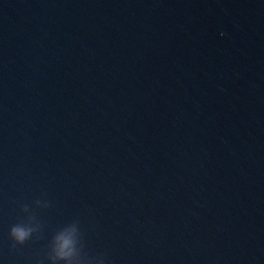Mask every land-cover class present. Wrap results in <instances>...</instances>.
<instances>
[{
    "label": "water",
    "instance_id": "obj_1",
    "mask_svg": "<svg viewBox=\"0 0 264 264\" xmlns=\"http://www.w3.org/2000/svg\"><path fill=\"white\" fill-rule=\"evenodd\" d=\"M65 231L56 264H264V0H0V264Z\"/></svg>",
    "mask_w": 264,
    "mask_h": 264
},
{
    "label": "clouds",
    "instance_id": "obj_2",
    "mask_svg": "<svg viewBox=\"0 0 264 264\" xmlns=\"http://www.w3.org/2000/svg\"><path fill=\"white\" fill-rule=\"evenodd\" d=\"M24 211H28L25 207ZM34 219V218H33ZM39 226L32 227L30 224L24 222L14 225L10 230V237L14 241L13 247L16 245H23L33 236V233L39 232ZM74 244L72 234L65 231L60 232L54 237V246L52 257L53 264H56L57 260L67 259L72 255V246Z\"/></svg>",
    "mask_w": 264,
    "mask_h": 264
}]
</instances>
